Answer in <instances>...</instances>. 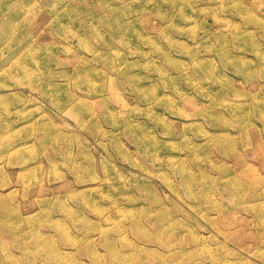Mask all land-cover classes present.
<instances>
[{
    "label": "rangeland",
    "instance_id": "1",
    "mask_svg": "<svg viewBox=\"0 0 264 264\" xmlns=\"http://www.w3.org/2000/svg\"><path fill=\"white\" fill-rule=\"evenodd\" d=\"M0 241L264 264V0H0Z\"/></svg>",
    "mask_w": 264,
    "mask_h": 264
},
{
    "label": "bare ground",
    "instance_id": "2",
    "mask_svg": "<svg viewBox=\"0 0 264 264\" xmlns=\"http://www.w3.org/2000/svg\"><path fill=\"white\" fill-rule=\"evenodd\" d=\"M121 26H122V24H121ZM122 27H124V26H122ZM88 81L89 82L90 81L92 82L93 80L90 79V78H88ZM134 85H136V84H134ZM136 87H138V85H136ZM188 179H189L188 185L190 186L189 188L190 189H195V187L197 185V182L193 178V176L191 174H189V173H188ZM144 216H147V218L151 219V217L147 214V209L139 210V212H138V218L135 220L134 225H135V223H137L136 226H139L143 222ZM142 224H144V223H142ZM62 232L64 233V235L69 236L67 230H63ZM0 245H2V242L1 241H0ZM3 247L6 250L5 246L2 245V248ZM49 249H50L51 252H53L55 250L52 245L49 246Z\"/></svg>",
    "mask_w": 264,
    "mask_h": 264
}]
</instances>
